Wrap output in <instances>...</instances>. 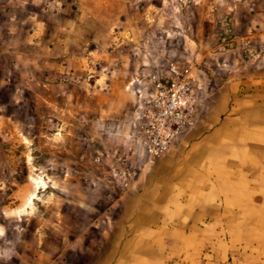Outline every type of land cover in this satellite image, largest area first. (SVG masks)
I'll return each mask as SVG.
<instances>
[{"label": "rangeland", "instance_id": "374dc122", "mask_svg": "<svg viewBox=\"0 0 264 264\" xmlns=\"http://www.w3.org/2000/svg\"><path fill=\"white\" fill-rule=\"evenodd\" d=\"M91 18L132 32L137 42L126 49L138 41L151 45L148 76L172 64L193 66L203 84L199 108L214 66L234 65L242 54L246 60L264 55V0H0V264H101L107 252L106 242L83 241L94 235L97 208L107 205L94 189L101 184L110 192L108 168L94 158L120 141L113 132L129 122L118 120V128L96 134V100L78 104L80 113L66 111L75 110L76 94L85 100L87 90L72 87L65 102L60 77L45 87L20 68L63 37L90 36ZM226 30L232 47L223 45ZM118 58L137 61L140 54ZM148 76L137 75L145 93L152 90Z\"/></svg>", "mask_w": 264, "mask_h": 264}, {"label": "crops", "instance_id": "0c3cea01", "mask_svg": "<svg viewBox=\"0 0 264 264\" xmlns=\"http://www.w3.org/2000/svg\"><path fill=\"white\" fill-rule=\"evenodd\" d=\"M90 20V36L63 37L20 68L45 87L60 77L65 102L72 87L87 90L85 100L79 91L75 110L66 111L80 113L78 104L96 100L92 126L98 134L108 125L118 128V120L132 121L141 89L137 75L147 77L154 60L148 42L126 49L137 42L132 32ZM120 53L140 58L121 62ZM205 90L195 125L164 156L139 159L128 192L115 196L98 182L93 192L107 205L97 208L94 235L83 241L106 242L101 264H264V55L218 63Z\"/></svg>", "mask_w": 264, "mask_h": 264}, {"label": "built area", "instance_id": "2783aa9c", "mask_svg": "<svg viewBox=\"0 0 264 264\" xmlns=\"http://www.w3.org/2000/svg\"><path fill=\"white\" fill-rule=\"evenodd\" d=\"M229 30L223 37L225 47L233 46ZM152 90L137 93V109L126 130L113 132L120 141L98 150L94 162L108 168L105 181L110 192L122 196L135 180V159L151 163L173 147L181 133L195 125L201 104L203 84L193 66L172 64L149 75ZM144 80L139 79L141 85Z\"/></svg>", "mask_w": 264, "mask_h": 264}, {"label": "clouds", "instance_id": "9594fccd", "mask_svg": "<svg viewBox=\"0 0 264 264\" xmlns=\"http://www.w3.org/2000/svg\"><path fill=\"white\" fill-rule=\"evenodd\" d=\"M10 258V257H9Z\"/></svg>", "mask_w": 264, "mask_h": 264}]
</instances>
